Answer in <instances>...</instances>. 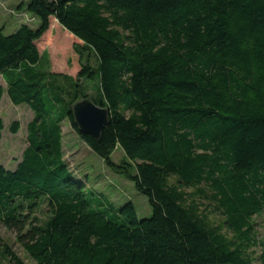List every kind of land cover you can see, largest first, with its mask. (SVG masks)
Listing matches in <instances>:
<instances>
[{"label": "trees", "instance_id": "obj_1", "mask_svg": "<svg viewBox=\"0 0 264 264\" xmlns=\"http://www.w3.org/2000/svg\"><path fill=\"white\" fill-rule=\"evenodd\" d=\"M19 9L37 25L10 34L0 26V100L5 92L33 118L15 169L0 164V224L28 257L264 264L254 220L264 217V0H28ZM51 18L81 41L74 80L45 69L37 42ZM81 80L96 81L95 97ZM83 98L108 111L98 138L74 123ZM64 121L146 197L150 216L131 201L116 206L70 170ZM3 129L0 117V140ZM118 148L127 163L113 161ZM0 264H26L1 237Z\"/></svg>", "mask_w": 264, "mask_h": 264}, {"label": "rangeland", "instance_id": "obj_2", "mask_svg": "<svg viewBox=\"0 0 264 264\" xmlns=\"http://www.w3.org/2000/svg\"><path fill=\"white\" fill-rule=\"evenodd\" d=\"M27 1L0 0V26L4 28L5 34L12 33L21 24H27L30 27L37 25V20L33 16L25 9H19L21 3ZM79 44L81 41L51 18L47 32L37 42L40 52H46L47 55L48 66L45 69L51 74L66 75L70 80L76 79L81 68L80 54L77 51ZM91 63H95L94 57H91ZM57 81L62 85L71 84L68 79ZM81 82H83L84 93L95 97L97 94L96 81L81 80ZM0 86L6 89V83L2 76H0ZM0 117L4 127L0 140V164L8 170H13L27 145L26 126L32 120L33 113L26 104L13 105L4 92L0 100ZM12 123L18 124L19 128L16 133L10 131ZM62 135L63 158L75 175H79L86 181L87 186L101 192L116 206L131 201L136 208L138 217L150 216L151 208L146 197L138 193L132 183L107 168L102 160L80 140L68 121L62 123ZM111 157L117 164L128 162L120 148L116 149ZM219 218L218 216L217 219ZM254 220L258 237L264 242V217L256 216ZM0 237L26 264H36L16 242L15 234L5 229L2 224H0ZM259 253L260 250L257 254Z\"/></svg>", "mask_w": 264, "mask_h": 264}, {"label": "water", "instance_id": "obj_3", "mask_svg": "<svg viewBox=\"0 0 264 264\" xmlns=\"http://www.w3.org/2000/svg\"><path fill=\"white\" fill-rule=\"evenodd\" d=\"M72 114L79 131L94 138L99 137L108 123L107 109L94 104L89 98L77 101L72 107Z\"/></svg>", "mask_w": 264, "mask_h": 264}]
</instances>
